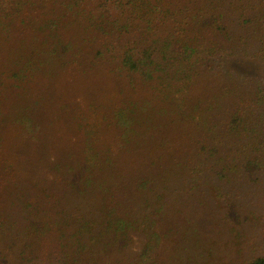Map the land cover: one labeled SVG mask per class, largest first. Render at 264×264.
Listing matches in <instances>:
<instances>
[{
  "label": "trees",
  "instance_id": "16d2710c",
  "mask_svg": "<svg viewBox=\"0 0 264 264\" xmlns=\"http://www.w3.org/2000/svg\"><path fill=\"white\" fill-rule=\"evenodd\" d=\"M232 61L264 66V0H0V264H264V74Z\"/></svg>",
  "mask_w": 264,
  "mask_h": 264
},
{
  "label": "rangeland",
  "instance_id": "374dc122",
  "mask_svg": "<svg viewBox=\"0 0 264 264\" xmlns=\"http://www.w3.org/2000/svg\"><path fill=\"white\" fill-rule=\"evenodd\" d=\"M232 62H233L232 67H234L239 71L254 73L258 75L264 74V66L259 65L258 63L236 62V61H232ZM173 242L177 244L175 239ZM177 245L181 246L182 244H177ZM229 252L230 251H226V247H225V252L219 254V257L215 255L214 256L210 255L212 259L207 261V259L205 260L197 259L198 255L196 253H191V251L186 248L183 249V251L178 250L176 252H173V255L169 258V263L170 264H206V263L207 264H238V259L234 258V256L237 255V253H233L232 255H230Z\"/></svg>",
  "mask_w": 264,
  "mask_h": 264
}]
</instances>
